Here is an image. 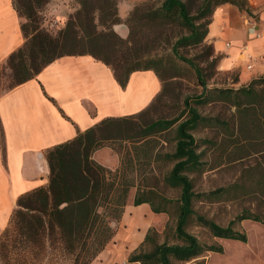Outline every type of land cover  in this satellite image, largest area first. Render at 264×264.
Instances as JSON below:
<instances>
[{"label":"trees","instance_id":"trees-1","mask_svg":"<svg viewBox=\"0 0 264 264\" xmlns=\"http://www.w3.org/2000/svg\"><path fill=\"white\" fill-rule=\"evenodd\" d=\"M48 1L14 0L15 9L26 19L22 29L27 39L9 60L18 84L35 78L59 57L91 55L112 68L122 88H126L132 73L154 71L163 84L158 104L178 77L196 79L202 90L185 97L179 114L170 119L146 121V112L108 119L52 149L48 153L49 185L19 199L10 228L0 239V255L7 259L12 248L22 258L19 264L44 259L51 264H91L114 238L111 222L121 218L135 187V205L148 203L156 214L165 213L175 219V224L167 225L162 244L158 243V233L150 230L131 261L177 264L195 260L196 264H205L199 259L206 254L223 253L221 246L209 245L192 234L194 228L213 238L247 242L237 226L247 220L264 225V76L239 89L234 87L238 77L230 74H224L229 80L217 81L215 77L222 75L218 70L220 57L215 56L206 38L219 7L231 4L252 17L248 1L203 0L194 15L185 0L142 2L126 20L130 29L127 39L114 30L122 23L119 0H76L80 8L57 36L38 25L39 14ZM191 48L205 50L198 56L199 61L183 53ZM216 107L229 114L207 111ZM118 139L134 145L137 168L129 152L128 162L117 170L93 160L94 152L104 142ZM161 141L172 146L171 152L157 150L152 156L150 150ZM210 152L217 155L213 164L207 159ZM222 166L240 167L235 182L215 190H196V182L203 175ZM130 171L137 173L141 183L136 184L137 177L130 178ZM151 179L179 191V197L163 196L149 184ZM252 197L258 202L256 211L243 210L227 227L198 210L201 204ZM13 237L14 243L8 244L6 241Z\"/></svg>","mask_w":264,"mask_h":264},{"label":"crops","instance_id":"crops-1","mask_svg":"<svg viewBox=\"0 0 264 264\" xmlns=\"http://www.w3.org/2000/svg\"><path fill=\"white\" fill-rule=\"evenodd\" d=\"M247 1L252 17L234 5H223L215 11L206 38L215 56L220 57L219 72L238 77L236 89L264 76V0ZM138 3V0H119L122 23L114 26V30L123 39L130 35L126 20ZM79 8L76 0H49L47 22L64 25ZM249 20L257 21L259 37L248 34ZM25 23L26 19L14 7V0H0V71L9 65L14 72L9 60L27 42L22 29ZM162 91L163 84L152 70L132 73L126 88H122L112 68L93 56L65 55L45 66L35 78L1 92L0 237L10 228L19 199L48 187V153L52 149L75 140L108 119L136 117L143 112L146 121L159 119L150 114ZM166 146L161 141L150 150L152 156ZM133 148L129 141L109 140L92 158L105 168L117 170L128 162L129 152L137 168L138 156ZM151 163L156 167L154 161ZM136 184H139L137 180ZM136 193L137 187L131 189L121 218L111 222L114 238L91 264L130 262L146 242L150 230L158 233L159 244L164 243L161 238L170 216L156 214L148 203L135 205ZM211 240L207 242L209 245L222 247L221 242L226 239L211 237ZM213 254L217 253L210 252L199 260L211 264ZM177 264H196V261Z\"/></svg>","mask_w":264,"mask_h":264},{"label":"rangeland","instance_id":"rangeland-1","mask_svg":"<svg viewBox=\"0 0 264 264\" xmlns=\"http://www.w3.org/2000/svg\"><path fill=\"white\" fill-rule=\"evenodd\" d=\"M152 0H138V4L142 2H147ZM189 3L191 13L194 15L197 12V9L201 5L203 0H185ZM137 4V5H138ZM47 10L46 6L39 14V23L40 28L52 36H57L60 31L66 26L55 23V25L51 22H47L46 16ZM48 16L49 13H47ZM180 30L176 29L178 33ZM175 33V32H174ZM167 49V48H166ZM205 50L198 48H191L183 51V53L188 58H195L197 61L200 60V56ZM163 51L159 50L158 53L162 54ZM167 54V53H166ZM221 76H216L215 79L219 82H223L224 80H229L225 73H221ZM234 76V75H232ZM18 77L14 74V72L10 69L9 65H7L3 70L0 71V93L10 89L14 85L17 84ZM213 80L210 81V84H213ZM202 88L196 79H192L191 77H178L176 80L172 81L167 87L165 91V98L167 100L163 101L161 104H157L151 112L150 116L154 119L156 118H167L173 117L176 114H179L183 100L187 96H191L201 92ZM207 111H213L215 113L221 114H229V111H225L220 107L216 108H208ZM225 111V112H224ZM119 146V145H118ZM172 146L167 145L166 147L161 148L162 152L171 151ZM123 152V151H122ZM125 152V151H124ZM217 155L209 153L207 159L211 160V164H213L216 160ZM160 166V165H159ZM240 173L239 166H222L216 168L214 171L206 173L196 182V190L197 191H210L215 190L223 186H227L232 184L237 180ZM131 179H135L137 177V173L134 171H130L129 174ZM139 183L140 177L138 176L136 179ZM151 186H155L163 196L167 198H178L179 191L172 190L169 188H165L162 185L158 184L155 179H151L149 181ZM258 207V202L252 198H243L231 203H217L212 205L201 204L198 206V210L206 215L207 218L214 220L222 227H227L228 224L234 220L240 213H242L245 209H250L255 212ZM175 219L171 218L168 221V224L171 223V226H174ZM237 229H240V232L244 233L247 236V242H238L234 240H223L221 242L223 247V253L213 254L211 264H264V225L260 223H256L253 221H244L240 226H237ZM190 232L196 236H198L204 242H211V237L207 232L202 229H192ZM2 237V236H1ZM0 237V239H1ZM161 241H164V236H162ZM160 239V237H159ZM2 240V239H1ZM0 240V241H1ZM15 238H11L6 241L8 244H13ZM9 257L5 259L0 255V264H19L22 262V258L16 254V251L9 248ZM21 260V261H20ZM58 262V261H57ZM35 264H51V262L47 260H42V262ZM59 264H73L70 261H59Z\"/></svg>","mask_w":264,"mask_h":264},{"label":"built area","instance_id":"built-area-1","mask_svg":"<svg viewBox=\"0 0 264 264\" xmlns=\"http://www.w3.org/2000/svg\"><path fill=\"white\" fill-rule=\"evenodd\" d=\"M247 29H248V34L254 37H259V32H258V24L256 20H249L246 23ZM246 49V48H243ZM249 69H252V66L249 67ZM125 264H142L139 261H130Z\"/></svg>","mask_w":264,"mask_h":264}]
</instances>
